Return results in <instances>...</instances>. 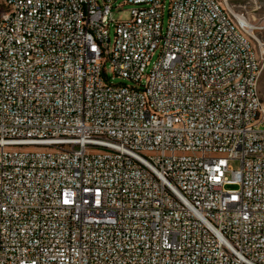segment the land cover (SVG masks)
<instances>
[{
	"label": "built area",
	"instance_id": "obj_1",
	"mask_svg": "<svg viewBox=\"0 0 264 264\" xmlns=\"http://www.w3.org/2000/svg\"><path fill=\"white\" fill-rule=\"evenodd\" d=\"M115 2L0 3V264H264V16Z\"/></svg>",
	"mask_w": 264,
	"mask_h": 264
},
{
	"label": "rangeland",
	"instance_id": "obj_2",
	"mask_svg": "<svg viewBox=\"0 0 264 264\" xmlns=\"http://www.w3.org/2000/svg\"><path fill=\"white\" fill-rule=\"evenodd\" d=\"M124 0H116V2L114 3L115 6H117L118 9L113 8L112 9V19L115 21H124V20H128L129 19V6L127 4L123 3ZM236 7H241V10H245L249 16H251V14H253L255 17H262L264 16V0H256V2H253L252 0H236ZM163 4H164V11H163V25L166 26V22H167V18H168V4H169V0H163ZM122 5V6H120ZM255 6H259L260 8L258 10H253ZM121 8V9H119ZM113 28L114 25H111L110 28V35L113 36ZM258 38L260 40H264V33L259 34ZM156 59V57H152L151 62H153ZM152 64V63H151ZM106 72H107V77L109 82L111 83H121L124 82L121 78L114 76L111 72H110V68L108 65H106L105 67ZM259 91L264 99V81L260 80L259 82ZM91 152H96L97 150H90ZM229 165L233 168V169H237L239 167V162L237 160H230L229 161ZM229 176V174H227ZM228 188H234V186H228Z\"/></svg>",
	"mask_w": 264,
	"mask_h": 264
},
{
	"label": "bare ground",
	"instance_id": "obj_3",
	"mask_svg": "<svg viewBox=\"0 0 264 264\" xmlns=\"http://www.w3.org/2000/svg\"><path fill=\"white\" fill-rule=\"evenodd\" d=\"M0 3L3 9H10V0H0ZM243 81H246V73H236L233 77L226 78V81L220 82V89H232Z\"/></svg>",
	"mask_w": 264,
	"mask_h": 264
}]
</instances>
